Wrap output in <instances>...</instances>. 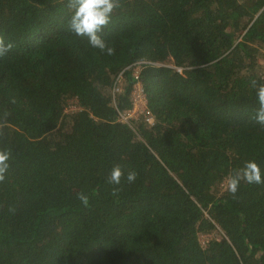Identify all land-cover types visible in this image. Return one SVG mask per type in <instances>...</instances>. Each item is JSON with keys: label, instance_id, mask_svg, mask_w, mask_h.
Here are the masks:
<instances>
[{"label": "trees", "instance_id": "1", "mask_svg": "<svg viewBox=\"0 0 264 264\" xmlns=\"http://www.w3.org/2000/svg\"><path fill=\"white\" fill-rule=\"evenodd\" d=\"M262 56L264 0H0V264H264Z\"/></svg>", "mask_w": 264, "mask_h": 264}, {"label": "built area", "instance_id": "2", "mask_svg": "<svg viewBox=\"0 0 264 264\" xmlns=\"http://www.w3.org/2000/svg\"><path fill=\"white\" fill-rule=\"evenodd\" d=\"M139 65H135L134 77L136 82L134 83L132 91V107L126 110L119 112V117L123 122L129 123L133 119H137L140 116H144L148 121H152V116L150 115L147 109L146 95L143 90L141 81L139 80ZM121 77V76H120ZM117 81H120V78ZM115 90H118L117 85L115 84ZM69 110H77L79 106L74 103L73 106L68 107Z\"/></svg>", "mask_w": 264, "mask_h": 264}, {"label": "rangeland", "instance_id": "3", "mask_svg": "<svg viewBox=\"0 0 264 264\" xmlns=\"http://www.w3.org/2000/svg\"><path fill=\"white\" fill-rule=\"evenodd\" d=\"M259 64H260V70L262 73H264V56L260 57L259 59ZM70 106H73L74 105V102L71 101ZM223 185H226L227 186V183L224 182ZM212 236V234H203L200 236V240L203 244H205V242Z\"/></svg>", "mask_w": 264, "mask_h": 264}]
</instances>
